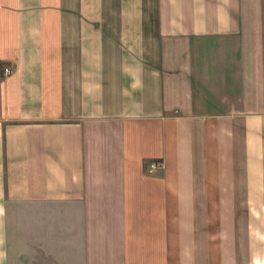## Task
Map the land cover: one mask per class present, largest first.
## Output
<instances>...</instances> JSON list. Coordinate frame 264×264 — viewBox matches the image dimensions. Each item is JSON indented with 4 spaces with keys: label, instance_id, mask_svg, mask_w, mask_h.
Here are the masks:
<instances>
[{
    "label": "crops",
    "instance_id": "0c3cea01",
    "mask_svg": "<svg viewBox=\"0 0 264 264\" xmlns=\"http://www.w3.org/2000/svg\"><path fill=\"white\" fill-rule=\"evenodd\" d=\"M0 264H264V0H0Z\"/></svg>",
    "mask_w": 264,
    "mask_h": 264
},
{
    "label": "built area",
    "instance_id": "2783aa9c",
    "mask_svg": "<svg viewBox=\"0 0 264 264\" xmlns=\"http://www.w3.org/2000/svg\"><path fill=\"white\" fill-rule=\"evenodd\" d=\"M11 73H13V69L11 66H6L4 68V74L5 75H10ZM163 166V163L161 161H154L151 163L150 165V169H157Z\"/></svg>",
    "mask_w": 264,
    "mask_h": 264
}]
</instances>
